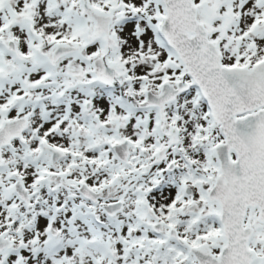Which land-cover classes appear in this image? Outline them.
<instances>
[{
    "label": "snow or ice",
    "instance_id": "6c2138e0",
    "mask_svg": "<svg viewBox=\"0 0 264 264\" xmlns=\"http://www.w3.org/2000/svg\"><path fill=\"white\" fill-rule=\"evenodd\" d=\"M0 264H264V0H0Z\"/></svg>",
    "mask_w": 264,
    "mask_h": 264
}]
</instances>
